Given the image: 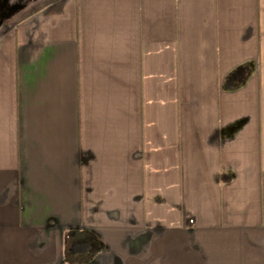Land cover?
I'll return each mask as SVG.
<instances>
[{"label": "crops", "instance_id": "0c3cea01", "mask_svg": "<svg viewBox=\"0 0 264 264\" xmlns=\"http://www.w3.org/2000/svg\"><path fill=\"white\" fill-rule=\"evenodd\" d=\"M29 9L0 28V264H264V0Z\"/></svg>", "mask_w": 264, "mask_h": 264}, {"label": "flooded vegetation", "instance_id": "af4514ba", "mask_svg": "<svg viewBox=\"0 0 264 264\" xmlns=\"http://www.w3.org/2000/svg\"><path fill=\"white\" fill-rule=\"evenodd\" d=\"M37 0H0V28L8 21L27 9L30 3Z\"/></svg>", "mask_w": 264, "mask_h": 264}, {"label": "rangeland", "instance_id": "374dc122", "mask_svg": "<svg viewBox=\"0 0 264 264\" xmlns=\"http://www.w3.org/2000/svg\"><path fill=\"white\" fill-rule=\"evenodd\" d=\"M59 2V0H37L33 3H30L29 4V7H30V11L31 10H36L38 8H43L44 6H49V5H52V4H57Z\"/></svg>", "mask_w": 264, "mask_h": 264}, {"label": "trees", "instance_id": "16d2710c", "mask_svg": "<svg viewBox=\"0 0 264 264\" xmlns=\"http://www.w3.org/2000/svg\"><path fill=\"white\" fill-rule=\"evenodd\" d=\"M227 179H228V177L227 178L224 177V180H227Z\"/></svg>", "mask_w": 264, "mask_h": 264}]
</instances>
